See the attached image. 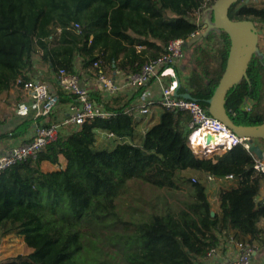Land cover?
<instances>
[{"label":"trees","instance_id":"obj_1","mask_svg":"<svg viewBox=\"0 0 264 264\" xmlns=\"http://www.w3.org/2000/svg\"><path fill=\"white\" fill-rule=\"evenodd\" d=\"M215 1L0 0V95L15 88L20 96L25 82H39V64L58 88L59 104L71 103L74 96L65 94L55 81L60 70L80 71L98 81L117 73L128 76L164 53L171 40L182 39L191 73L180 83L177 96L189 94L208 109L207 100L227 65L230 38L212 29L190 50L186 46L206 20L213 22L210 8ZM229 17L250 20L259 31L264 26V0H239ZM259 48L261 54L254 55L247 78L226 99V109L238 125L264 122L261 43ZM153 81L108 99L90 92L108 118L71 127L37 159L1 173L0 227L14 225L30 251L0 264H201L220 237L231 231L252 244L259 237L264 174L255 169L259 159L253 152L239 145L214 161L197 158L188 144L191 116L164 107L142 144L134 142L133 111ZM247 100L253 102L250 111L242 109ZM53 116L50 120L56 122ZM32 124L33 120L23 121L0 134V141L24 138ZM99 130L129 142L98 148ZM254 142L264 152V140ZM44 162L59 169L44 172ZM192 171L205 182L208 176L218 180L232 176L237 181L220 192L218 212L212 213L204 179L192 178L188 175ZM137 182L163 190L168 199L163 197L159 204L133 196L127 202L125 193ZM109 217L127 230V250L110 246L94 228Z\"/></svg>","mask_w":264,"mask_h":264},{"label":"built area","instance_id":"obj_2","mask_svg":"<svg viewBox=\"0 0 264 264\" xmlns=\"http://www.w3.org/2000/svg\"><path fill=\"white\" fill-rule=\"evenodd\" d=\"M184 48L185 42L182 39L171 40L166 51L145 64L139 73L128 76L123 75L124 81L122 85L116 84L115 78L105 76H100L99 82L105 94L110 96L118 94L123 88L131 91L147 86L152 80L159 82L161 85L160 103L162 107L185 112L191 116L188 124V130L190 131L188 144L199 159L193 137L202 130L214 137H218L214 143L211 142V147L219 146L218 149L220 151L214 152L212 158L209 159L211 161H214L216 156L222 155L227 150L239 145L250 151L248 140L238 137L224 124L214 119L209 114L208 109L203 108L197 101L175 95V91L179 87L176 79H173L169 84H165L164 78L169 76L176 78L173 70L183 61L185 57ZM55 81L65 94L74 96V101L69 103V115L62 121L52 122L50 117L59 104L58 94L51 86L45 83L32 80L25 82L22 92L27 97V103L20 106V112L23 115L31 114L33 124L24 141L14 145L8 152L0 155V175L17 163L37 159L47 145L57 141L60 134L71 127L76 128L88 121L109 117V114L101 104L91 100V91L82 83L79 73L69 74L62 69L56 75ZM147 100L145 92L136 103V105L140 106L139 112L142 115L150 113ZM252 105L253 102L247 100L243 104L242 109L250 111ZM233 115L235 116V114ZM109 137L114 138L113 135H109ZM255 169L264 174V159L257 161ZM226 178H232V176ZM215 180L212 176L207 177L208 182ZM262 187L264 188V182ZM224 241L230 243L234 248V256L229 264H254L253 259L257 253V248L254 244L239 240L234 234L226 235ZM217 256H219L218 246L210 249L203 259L205 263L211 264Z\"/></svg>","mask_w":264,"mask_h":264},{"label":"crops","instance_id":"obj_3","mask_svg":"<svg viewBox=\"0 0 264 264\" xmlns=\"http://www.w3.org/2000/svg\"><path fill=\"white\" fill-rule=\"evenodd\" d=\"M258 33H259V40L264 42V26L258 31ZM187 56L188 55H186V53H185L184 58L187 59ZM186 59H184L173 70V72L176 75V81L179 80L180 83H185L187 81V78L189 77V75L191 73V67H187V64L185 63V61H187ZM79 73L82 74V72H80V71H79ZM82 75L86 78V80L87 79L88 80H94V79L89 78L85 74H82ZM111 78H115L116 84L122 85V82L124 81V77H123L122 73H117L115 75L113 74V76ZM170 78H173V77L169 76V77H166L163 79L165 84H169V82L171 81ZM86 80L82 81V83L86 87H88L92 93L93 92H101L104 99H108L112 96H115V95L110 96V95L105 94V91L103 90V88H102V86L98 80H96V81L100 85H95V86H94V84H92V85H90L89 83L87 84ZM85 82H86V84H85ZM127 92H128V90L123 88L118 92V94H124L125 95V94H127ZM118 94H116V95H118ZM146 97L148 99L147 102H148V108L150 110V113L147 115L140 114V112H139L140 106H138V105H136V107L134 108V111H133V115L135 116V141L134 142L138 145L142 144L145 133L148 131V129L152 125L156 124L159 121L160 116L163 112V107L160 103L161 85L159 82L153 81V83L146 89ZM9 102L13 103V104L9 105V107L8 106L5 107L3 104H0V134H6V133L12 131L14 128H16L18 125H20L25 120H32L31 114L23 115L20 112V106L24 103H27V97L24 95L22 90H21L20 96L18 93L15 94L12 90H10L9 91ZM67 115H69V103L58 104L57 108L54 110V116L53 117L55 118V120L62 121L65 117H67ZM30 129L24 138H20L17 140H11V141H9V140L0 141V155H3L4 153H6L14 145L24 141L27 138V136L30 132ZM96 133H97L96 146L98 148H108V147L103 146V142H101L102 141L101 137H107V139H108L109 134L106 132H103L101 130L97 131ZM112 139L118 140L116 137H114ZM123 140H125V139H123ZM126 142H129V139L126 140ZM60 163H61V168H64L66 166V161L63 158L61 159ZM41 168L44 172H51V171L59 169V166L58 165H52L49 162H44V163H42ZM207 183L208 184L210 183V184L218 187L219 194H220L221 191L234 187L237 184V181L234 180L233 178H225V179H221V180L216 179L213 182L207 181ZM259 200L260 201L264 200V188L261 190ZM260 227L262 229V233L253 242V244L257 248V253L253 259L254 264H264V221L260 224ZM229 234H234V232L231 231V232L227 233V235H229ZM18 236H19L18 239L21 242V245L25 246L23 238L19 234H18ZM224 237H225V235L220 237L221 240H220V243L218 244L219 256H217L212 261L211 264H229L230 261L232 260L233 256H234L233 246L230 243L225 242ZM0 241L2 242V244L5 242L9 243V238H2L1 237ZM29 251H30L29 248H27V253ZM201 264H207V263H205L204 259H201Z\"/></svg>","mask_w":264,"mask_h":264},{"label":"water","instance_id":"obj_4","mask_svg":"<svg viewBox=\"0 0 264 264\" xmlns=\"http://www.w3.org/2000/svg\"><path fill=\"white\" fill-rule=\"evenodd\" d=\"M239 0H216L210 10L213 12V22L206 20L204 30L195 33L187 42V50L202 41L212 29L224 31L230 38V51L225 71L213 96L207 100L209 114L235 135L245 138L259 160L264 159L263 150L255 145V140H264V122L259 125L245 126L236 124L226 109L228 93L243 79L247 78L250 63L255 54H261L259 48V33L250 20L234 21L229 17V10ZM178 86L180 81L177 80ZM177 95V90L175 91ZM194 100L189 94L182 96ZM196 101V100H194ZM201 160H206L200 158ZM209 160V159H207Z\"/></svg>","mask_w":264,"mask_h":264},{"label":"rangeland","instance_id":"obj_5","mask_svg":"<svg viewBox=\"0 0 264 264\" xmlns=\"http://www.w3.org/2000/svg\"><path fill=\"white\" fill-rule=\"evenodd\" d=\"M259 43H261L262 50L264 51V42L259 40ZM184 52L186 53V50L184 49ZM37 71H39V82L45 83L49 86H51L54 90H58V88L55 86L54 82L52 81L53 79L47 75V69L44 66H41L39 64L36 65ZM80 74V73H79ZM110 78L111 76H106ZM80 74V79L81 81H85L86 78ZM38 80V79H37ZM87 84L89 83L90 85L94 84L95 85H100L97 83V81L94 80H86ZM85 82V84H86ZM90 87V86H89ZM88 88V87H87ZM12 91L17 94V90L14 88ZM0 104H3L5 107L11 104L12 102H9V92L4 93L0 95ZM110 135V134H109ZM113 137H101V142H103L104 147L112 148L114 147L117 143L122 142L123 140H113ZM128 140V139H125ZM138 142V141H137ZM102 144V143H101ZM189 176L195 179H200L205 182V178L202 179L199 173L192 171L188 173ZM130 189L125 193V200L127 202H131L133 200V196L135 198L139 197L141 199H144L146 201H152V202H160L159 204L162 203L161 199L164 197L168 199L167 195L163 190L156 189L150 185H144L142 183H132L130 185ZM206 186V191L207 194L209 195V199L212 205V213H216L219 210V201H218V196H219V189L215 185L208 184L205 182ZM137 196V197H136ZM170 201V200H168ZM94 228L99 231L102 235L103 238L107 241V243L110 246L117 247L116 249L124 251L127 250L129 247H125V233H128L125 228L120 225V224H114V221L112 220L111 217L104 219V222L101 223H95ZM2 238H9V243L5 242L2 244L0 241V261L3 259L10 257V256H15L18 254H25L27 253V248L25 246L21 245V242L19 241V236H18V231L16 228H14V225L11 223H7L5 226L0 227V240ZM18 239V240H17Z\"/></svg>","mask_w":264,"mask_h":264},{"label":"bare ground","instance_id":"obj_6","mask_svg":"<svg viewBox=\"0 0 264 264\" xmlns=\"http://www.w3.org/2000/svg\"><path fill=\"white\" fill-rule=\"evenodd\" d=\"M217 138L218 137H214L204 130L197 132L194 135L193 139L198 156L204 158H212L214 152L220 151L218 149L219 146L211 147V142L214 143Z\"/></svg>","mask_w":264,"mask_h":264}]
</instances>
